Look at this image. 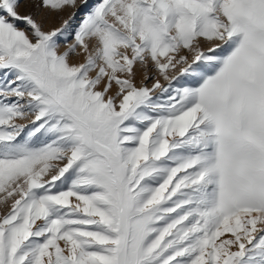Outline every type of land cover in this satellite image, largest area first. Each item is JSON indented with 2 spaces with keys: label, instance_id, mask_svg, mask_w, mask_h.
Listing matches in <instances>:
<instances>
[{
  "label": "snow or ice",
  "instance_id": "6c2138e0",
  "mask_svg": "<svg viewBox=\"0 0 264 264\" xmlns=\"http://www.w3.org/2000/svg\"><path fill=\"white\" fill-rule=\"evenodd\" d=\"M83 2L0 0V264H264V0Z\"/></svg>",
  "mask_w": 264,
  "mask_h": 264
},
{
  "label": "rangeland",
  "instance_id": "374dc122",
  "mask_svg": "<svg viewBox=\"0 0 264 264\" xmlns=\"http://www.w3.org/2000/svg\"><path fill=\"white\" fill-rule=\"evenodd\" d=\"M91 2V0H90ZM87 9L84 6L83 0H77V7L72 8L70 6H65L63 9L60 10H52V9H40L37 10L34 7V3L32 5H21L20 12L21 14H27L29 12L32 13H37L38 11V16L37 19L42 20L44 23V28L45 30H51L55 28H59L62 26L63 21L69 19L70 17L75 14V22L73 23V26L78 24L80 20H82L83 15ZM23 27V25H21ZM67 45L62 42L61 45V52L66 49ZM181 54H188L187 50H183ZM190 57V54H188ZM84 62V57L82 55H73L70 57V63L74 64H79ZM145 75L149 76H157V73L155 72L154 69H141L139 66H137V74L135 77V83L137 86H139L145 78ZM161 80V83L166 84V81H163L162 77H158ZM149 86H151V82H148ZM17 123H23V124H29V120H24V121H16ZM11 201H8V203L3 202V196L0 194V218H2L10 209ZM39 223V222H38ZM235 250V249H234Z\"/></svg>",
  "mask_w": 264,
  "mask_h": 264
}]
</instances>
